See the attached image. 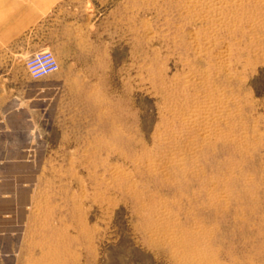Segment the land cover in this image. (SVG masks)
Returning a JSON list of instances; mask_svg holds the SVG:
<instances>
[{
  "label": "rangeland",
  "instance_id": "obj_1",
  "mask_svg": "<svg viewBox=\"0 0 264 264\" xmlns=\"http://www.w3.org/2000/svg\"><path fill=\"white\" fill-rule=\"evenodd\" d=\"M0 264H264V0H0Z\"/></svg>",
  "mask_w": 264,
  "mask_h": 264
},
{
  "label": "built area",
  "instance_id": "obj_2",
  "mask_svg": "<svg viewBox=\"0 0 264 264\" xmlns=\"http://www.w3.org/2000/svg\"><path fill=\"white\" fill-rule=\"evenodd\" d=\"M26 68L33 80H40L58 69L54 55L49 51H40L26 59Z\"/></svg>",
  "mask_w": 264,
  "mask_h": 264
},
{
  "label": "bare ground",
  "instance_id": "obj_3",
  "mask_svg": "<svg viewBox=\"0 0 264 264\" xmlns=\"http://www.w3.org/2000/svg\"><path fill=\"white\" fill-rule=\"evenodd\" d=\"M220 1V0H219ZM211 2V1H210ZM216 3V2H215ZM216 22V21H215ZM208 30H210V29H208ZM226 46V45H225ZM210 47V46H209ZM215 53H218V52H220V49L219 50H215L214 51ZM214 54V53H213ZM194 149V148H193Z\"/></svg>",
  "mask_w": 264,
  "mask_h": 264
}]
</instances>
